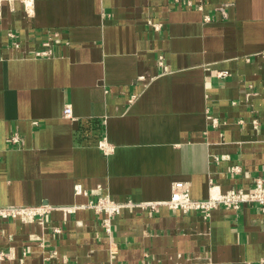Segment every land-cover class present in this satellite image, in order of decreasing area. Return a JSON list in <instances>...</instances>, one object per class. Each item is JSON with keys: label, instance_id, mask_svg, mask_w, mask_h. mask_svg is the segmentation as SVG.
<instances>
[{"label": "crops", "instance_id": "0c3cea01", "mask_svg": "<svg viewBox=\"0 0 264 264\" xmlns=\"http://www.w3.org/2000/svg\"><path fill=\"white\" fill-rule=\"evenodd\" d=\"M194 3L2 0L0 207L50 209L0 219V264H262L255 204L210 217L125 208L112 261L102 217L84 207L166 202L180 181L205 200L212 185L250 190L264 176V0ZM48 41L52 56H35Z\"/></svg>", "mask_w": 264, "mask_h": 264}, {"label": "built area", "instance_id": "2783aa9c", "mask_svg": "<svg viewBox=\"0 0 264 264\" xmlns=\"http://www.w3.org/2000/svg\"><path fill=\"white\" fill-rule=\"evenodd\" d=\"M176 3H185L188 6H195L194 0H173ZM2 0H0L1 5ZM198 9H202V5L197 6ZM210 19L209 17H206ZM158 30L159 26L154 25ZM10 38L14 41L16 47L20 46V42L17 41L15 35L10 34ZM51 42H46L43 44L42 49L35 52L37 57H50L53 54ZM159 67L163 68L165 65V58L161 55L158 59ZM228 76V72H220L218 78H225ZM137 96H133L130 100L132 103ZM63 117L73 119V108L71 105L66 104L63 108ZM210 123L213 128H219L222 122L219 118L212 115L208 116ZM243 123V121H240ZM255 130L260 131L261 123L259 120L255 119L252 121ZM11 142L18 143L19 138L17 136L11 137ZM99 146L104 150L108 151V146L106 140L99 142ZM235 173L240 172L239 167L233 168ZM77 194H88L83 190L81 185H76L75 187ZM100 189V187H99ZM213 190H216L213 192ZM244 204H255L264 213V176H257L253 178L250 190H245L243 188H232L228 191H222L216 185H212L210 189V196L205 200L194 199L191 196V186L188 182H176L173 185L172 197L166 202H117L111 198L110 195H99L96 200H92L88 205L84 206L93 209L98 215L102 217V227L109 239V252L111 261L116 259L118 254V247L113 236V220L119 216L123 209L125 208H140L142 210L155 211L159 206L166 205L172 210H180L185 214L190 212H200L206 217H210L212 211L223 206L227 209H239ZM50 209L48 206H38V207H0V219L8 218H18L25 223L34 222L37 218H42ZM68 211H71L68 210ZM56 234L61 233V229L56 228ZM55 253V252H54ZM5 254L0 252V260H3ZM264 264V256L261 260Z\"/></svg>", "mask_w": 264, "mask_h": 264}, {"label": "bare ground", "instance_id": "6f19581e", "mask_svg": "<svg viewBox=\"0 0 264 264\" xmlns=\"http://www.w3.org/2000/svg\"><path fill=\"white\" fill-rule=\"evenodd\" d=\"M216 191V190H213V192Z\"/></svg>", "mask_w": 264, "mask_h": 264}]
</instances>
